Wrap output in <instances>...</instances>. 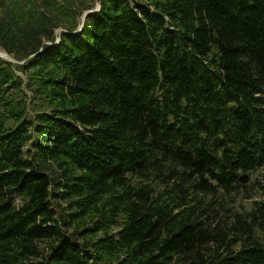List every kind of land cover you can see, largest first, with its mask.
<instances>
[{
    "label": "trees",
    "instance_id": "16d2710c",
    "mask_svg": "<svg viewBox=\"0 0 264 264\" xmlns=\"http://www.w3.org/2000/svg\"><path fill=\"white\" fill-rule=\"evenodd\" d=\"M68 1L0 0V264H264V0Z\"/></svg>",
    "mask_w": 264,
    "mask_h": 264
},
{
    "label": "rangeland",
    "instance_id": "374dc122",
    "mask_svg": "<svg viewBox=\"0 0 264 264\" xmlns=\"http://www.w3.org/2000/svg\"><path fill=\"white\" fill-rule=\"evenodd\" d=\"M68 2L74 5L75 10L73 12H70L66 18L74 19L78 22L82 21V17L85 13H81V8H83L84 6L93 5L96 9V6L98 4L97 0H79L76 4L72 0H69ZM67 9H69V5H66L64 7V11H66ZM61 30L63 29L60 28L56 31V36H59L61 34ZM0 56L7 57L5 51L1 49ZM255 201H264V169H260L253 174L252 183L248 187V190L242 191L235 196H219L214 199L213 207L217 209L221 215L231 216L236 212H245L251 210Z\"/></svg>",
    "mask_w": 264,
    "mask_h": 264
},
{
    "label": "water",
    "instance_id": "95a60500",
    "mask_svg": "<svg viewBox=\"0 0 264 264\" xmlns=\"http://www.w3.org/2000/svg\"><path fill=\"white\" fill-rule=\"evenodd\" d=\"M100 10V4L98 3L97 4V6H96V9L95 10H90V11H87V12H85L84 13V15H83V17H82V21H81V25L79 26V28H78V31L76 32V33H79V32H81L82 31V29H83V25H84V21H85V19H86V17H87V15L88 14H90V13H93V12H98ZM61 32H63V30H61ZM59 37H57V43L59 42ZM48 44H50V43H48ZM5 54L7 55V57L9 58V59H7L6 57H4V56H0V58H2V59H4V60H7V61H9V62H12V63H16V64H20V65H22V64H24L26 61H23V62H17L12 56H10V55H8L6 52H5ZM33 57V56H32ZM32 57H30V58H32ZM29 58V59H30ZM28 59V60H29Z\"/></svg>",
    "mask_w": 264,
    "mask_h": 264
},
{
    "label": "bare ground",
    "instance_id": "6f19581e",
    "mask_svg": "<svg viewBox=\"0 0 264 264\" xmlns=\"http://www.w3.org/2000/svg\"><path fill=\"white\" fill-rule=\"evenodd\" d=\"M7 59H9L8 57H6Z\"/></svg>",
    "mask_w": 264,
    "mask_h": 264
}]
</instances>
